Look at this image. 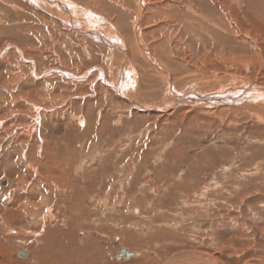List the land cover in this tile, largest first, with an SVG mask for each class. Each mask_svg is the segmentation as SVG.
<instances>
[{
    "label": "rangeland",
    "instance_id": "374dc122",
    "mask_svg": "<svg viewBox=\"0 0 264 264\" xmlns=\"http://www.w3.org/2000/svg\"><path fill=\"white\" fill-rule=\"evenodd\" d=\"M75 1L102 7L108 19L97 26L113 43L119 29L133 71L126 81L144 107L132 104L115 70L119 45L113 55L47 13L43 0H0V264H208L195 254L264 264V113L237 103L239 88L264 92L257 84L264 85V11L252 12V0H195L198 14L189 15L201 26L184 27L174 11L163 26L153 9L161 0H148L140 50L126 7L138 10L133 0L124 1L127 20L109 4ZM206 76H214L212 89H202L219 93L224 85L232 102L214 97L208 109L201 101L169 108V82L180 88ZM35 125L37 134L26 131ZM63 157L65 173L56 166ZM122 247L137 254L117 257ZM61 248L72 256L61 258Z\"/></svg>",
    "mask_w": 264,
    "mask_h": 264
},
{
    "label": "bare ground",
    "instance_id": "6f19581e",
    "mask_svg": "<svg viewBox=\"0 0 264 264\" xmlns=\"http://www.w3.org/2000/svg\"><path fill=\"white\" fill-rule=\"evenodd\" d=\"M99 2H101V4H109L110 6H111V8H112V10H114L115 12V14H116V12L118 13V14H121L120 16L122 17V15L126 18V20H127V18H128V13H130V11H132V13H134L133 15L135 16V24L134 25H136V26H134V27H136V29H137V27H139V30L137 29H135L134 28V30H133V27H132V32L134 33V37L133 38H135L136 40H137V42H138V46H140V50H143V46L145 45V41H144V37H145V34H144V29H145V27H144V25H145V21H144V15H143V13H142V10H145V12L147 11V7L148 6H150V4H152V3H150L149 4V2L147 3V1L148 0H133V2L135 3V4H137V5H139V8H138V10H131V8L129 7V5H127L126 3H124V1L125 0H110L111 2H108L109 0H98ZM121 1H123V2H121ZM127 1V0H126ZM175 2H173V0H161V1H158V2H155L154 4H155V6L153 7V9H157V11L159 12V13H161L162 14V20H159V21H161V23H160V25H165V23H169V22H171L172 20H171V17H169L170 15H172V12L171 11H174V13H175V15L177 14V19L175 18V20L176 21H179V24H181V25H185V26H189V25H196L197 27H199V26H201L200 24H198L197 22H194V19L193 18H195V17H191V15L192 16H194V14L196 15V13L197 12H195V11H197L198 10V8H195L194 7V3H195V0H188V1H186V3L184 4L183 2H180V0H178V1H176V0H174ZM211 1H214V0H211ZM217 1V0H216ZM262 0H252V2H255V3H250L249 5L251 6V8L253 9L252 10V12L253 11H255V10H258V11H264V5H263V1L261 2ZM127 2H129V1H127ZM210 2V1H209ZM218 2H220V4H222V2L221 1H218ZM244 2V1H243ZM43 3L44 4H42V5H44V6H46L47 8L45 9L46 11H47V13H50V14H52V15H54V16H56V17H58V18H60V19H62V21L63 22H65L68 26H71L75 31H77V32H79V33H81V34H84V35H87L89 38H90V36H91V39H94V40H97V41H100V42H102L103 44H105L106 46H108L113 52H112V54L113 55H116L115 53H116V45H119V47H120V51H119V53L121 54V58H118V60H117V62H119L115 67V70H116V72L119 70V72L121 73L122 72V74H123V79H124V81L126 82L125 83V88L127 89V94L129 95V97H130V99L129 100H131L132 101V104H135L137 107H141L142 105H140V103L138 102L139 101V99H142V98H144L143 97V95H141V93H139V91H138V89L136 90L135 89V84L134 85H128V82L126 81L127 79V73H126V71L128 70V67L126 66V62H127V60L129 59V52H128V48L127 47H129V45H127L126 46V44L123 42V40H121L122 38L120 37V32L117 30V31H113L114 33H111V35L112 36H115L116 37V39L114 40L115 42H117V40L119 39V43H113V37L112 38H110V37H107L108 35H107V33H108V30H106V29H104V28H102V27H100V26H97V24H100V23H103V22H105V21H107V19L108 18H106L103 14H101V9H100V5L98 6V5H84L83 3H81V2H77V1H75V0H43ZM132 3V2H131ZM134 3H133V5H134ZM246 3V2H245ZM13 4H15V5H17L16 3H13ZM75 4H77V5H75ZM127 5L126 7L130 10V11H125V9L123 8V5ZM223 5L225 6L224 8H226V5H227V3H226V1L223 3ZM94 7H97V9H94ZM102 8V7H101ZM104 8V7H103ZM133 9V8H132ZM142 9V10H141ZM182 9H184V10H186V12H182ZM44 10V11H45ZM3 20L4 21H6V16H7V8L6 7H3ZM104 11V10H103ZM154 11V10H153ZM228 11V10H227ZM18 12H21V9H19L18 10ZM23 13H25L24 11H22ZM112 12V11H111ZM147 13V12H146ZM184 14V15H183ZM189 14H191V15H189ZM198 14V13H197ZM227 14H229V13H227ZM17 15V14H16ZM23 15V14H22ZM22 15L20 14V16L22 17ZM32 15V14H31ZM30 15V16H31ZM39 15V14H38ZM117 15V14H116ZM25 16V15H24ZM23 16V17H24ZM34 16V15H33ZM36 16V15H35ZM108 16V15H107ZM110 16V15H109ZM157 16V15H156ZM224 16V15H223ZM226 16V15H225ZM259 16V15H258ZM20 17V18H21ZM158 17V16H157ZM174 17V16H173ZM202 17V16H201ZM6 18V19H5ZM17 18V17H16ZM27 18V17H26ZM134 18V17H133ZM224 19H225V17H223ZM228 18V17H227ZM230 18V17H229ZM257 18H259V17H257ZM23 19V18H22ZM28 19H29V17H28ZM153 19V18H152ZM159 19V18H158ZM196 19V18H195ZM125 20V21H126ZM146 20V19H145ZM149 20V19H148ZM154 20V19H153ZM109 21V20H108ZM124 21V20H123ZM129 21V20H128ZM131 21H133V20H131ZM196 21H197V19H196ZM232 21V20H231ZM36 22V21H35ZM43 22V21H42ZM157 22V21H156ZM34 22H32V24H33ZM107 23V22H106ZM202 23V22H201ZM113 24H115V23H112V25ZM118 24H120V23H118ZM189 24V25H188ZM203 24V23H202ZM6 25V24H5ZM36 25V24H35ZM35 25L33 26V27H35ZM104 25V24H103ZM107 25V24H106ZM148 25V24H147ZM108 26V25H107ZM116 25H114L113 27H115ZM119 26V25H118ZM121 26H122V24H121ZM133 26V25H132ZM176 26V28L178 27V25L176 24L175 25ZM184 26V27H185ZM22 27V26H21ZM39 27V26H38ZM120 27V26H119ZM128 27V26H127ZM147 27V26H146ZM26 28V27H25ZM107 28V27H106ZM30 29H31V27H30ZM114 29V28H113ZM196 29H198V28H196ZM124 30V29H123ZM182 30V29H181ZM186 30V29H185ZM35 31V30H34ZM125 31V30H124ZM126 33V32H125ZM138 33V34H137ZM167 33V32H166ZM183 33V32H182ZM186 33H188V32H186ZM128 34V33H127ZM126 34V35H127ZM131 34V33H130ZM140 34V35H139ZM143 34H144V36H143ZM173 34V33H172ZM180 34V33H179ZM192 34V33H191ZM105 35V36H104ZM107 35V36H106ZM110 35V34H109ZM125 35V34H124ZM167 35H169L168 33H167ZM171 35V34H170ZM178 35V34H177ZM176 35V36H177ZM186 35H188V34H186ZM153 36V35H152ZM163 36V35H162ZM168 37V36H167ZM175 37V36H174ZM173 37V38H174ZM40 39V38H39ZM55 39V38H54ZM128 39H130V38H128ZM166 39V38H165ZM177 40V39H176ZM128 41H130V40H128ZM147 41V40H146ZM126 42V41H125ZM127 43V42H126ZM116 44V45H115ZM19 47V46H18ZM116 47V48H115ZM15 48H17V47H15ZM133 48V47H132ZM145 49H147V48H145ZM13 50V49H12ZM118 50V49H117ZM139 50V51H140ZM157 50V49H156ZM20 52H22V53H24V52H26V50H23V49H20ZM147 53V52H146ZM149 53V52H148ZM3 54H5V53H3V52H1L0 53V55H2L1 56V58L3 57ZM20 54V53H19ZM142 55V54H141ZM31 56H33V55H31ZM147 56V55H146ZM114 57V56H113ZM143 57V56H142ZM148 57V56H147ZM162 57V56H161ZM149 58V57H148ZM168 58V57H167ZM120 59H121V61H120ZM31 60V59H30ZM138 60V59H137ZM159 61H160V59H159ZM165 61V60H164ZM156 63V62H155ZM172 63H174V62H172ZM32 64V63H31ZM34 64V63H33ZM157 64V63H156ZM187 64V63H186ZM35 65V64H34ZM171 65V64H170ZM185 65V64H184ZM190 66V65H189ZM165 67V66H164ZM35 68H37V67H35ZM130 68V67H129ZM36 70V69H35ZM129 72V74H132V69L130 68V70H128ZM3 72H5V71H3ZM53 72H55V70L53 71ZM180 73V72H179ZM51 74V73H50ZM86 74H87V72H86ZM98 74V73H97ZM115 74V73H114ZM119 74V73H118ZM36 75V74H35ZM99 75V74H98ZM179 75V74H178ZM70 76V75H69ZM73 76V75H72ZM75 76V75H74ZM83 76V75H82ZM97 76V75H96ZM116 76V75H115ZM133 76V75H132ZM95 77V76H94ZM170 77V76H169ZM180 77V76H179ZM212 77H214V76H206L205 78H203V79H199L198 81L197 80H190V82L188 83L187 82V84L185 85V83L183 82V83H181L180 82V86L182 87V89H181V87L179 88V86L178 87H176V85H174L176 88H178V91L177 90H175V88H174V86H173V84H172V86H173V88H172V86L171 85H169L171 82H169V84H167L166 86H167V90H168V92H171L172 94H173V97L174 96H176V98H178V100L177 101H173V97L169 94L168 96H169V101L172 103V105L171 106H169V108H180V107H183V106H186V105H189V106H192V104L193 103H196L197 105H196V107L199 105V104H201V105H203V107L205 108V109H208L209 108V106L211 107L212 105V103L213 102H208V101H210L212 98H216L215 100H217V101H225V100H228L229 102H232V93L231 92H233V91H229V89H227V87H223L224 85H221V89H223V91H221L220 92V90H219V93H216L214 90H209V91H206L205 89L206 88H208V87H210L211 89H212V87H211V85H210V81H211V78ZM73 78V77H72ZM120 78V77H119ZM175 78V77H174ZM216 78V77H215ZM78 79H79V77H78ZM82 79V78H81ZM122 79V80H123ZM180 79V78H179ZM226 79L228 80V81H241L242 83H240L241 85H247L246 83H245V81L243 82L242 80H235V79H231V78H229V77H226ZM169 80V79H168ZM171 80V79H170ZM181 80V79H180ZM134 81V80H133ZM178 82V81H177ZM124 83V82H123ZM168 83V82H167ZM231 83V82H230ZM119 84V83H118ZM176 84V83H175ZM259 86H260V88H261V91H263L264 90V85L263 84H261V83H257ZM233 86H232V88H233V90H234V84H232ZM137 86V85H136ZM188 87V88H187ZM202 87H204L203 89H202ZM231 88V89H232ZM255 89V88H254ZM180 90V91H179ZM184 90H187V91H184ZM188 90H191V91H193V93H194V91L195 90H197L198 92V95H196L195 97L193 96L192 98H189L188 96H190V94L188 95V96H184V94H182V92L184 91L185 92V95L186 94H188L189 93V91ZM235 90H236V87H235ZM239 91V93L241 94L240 96H241V98L239 99V101H238V99H237V101H235V102H237L238 104H241L242 106H244V105H246V106H248V103H251V106H253V107H255V105L256 104H258V105H261V108H260V110H262L263 111V113H264V92H262L263 94H256V91L255 90H253L252 91V89H251V93H249L250 91H248V89H245V88H241V90L242 91H240V88L238 89ZM200 91H202L203 93H201ZM212 91V92H211ZM167 92V91H166ZM166 92H164L165 93V96H166ZM200 92V93H199ZM209 92V93H208ZM159 93V92H158ZM162 93V92H161ZM160 93V94H161ZM163 93V94H164ZM178 93V94H177ZM175 94V95H174ZM246 94H248V95H246ZM122 95V94H121ZM159 96V95H158ZM163 96V95H162ZM161 96V97H162ZM204 96H205V98H204ZM142 97V98H141ZM154 97V96H153ZM156 97V96H155ZM161 97H159L160 99H161ZM188 97V98H187ZM218 97V98H217ZM231 97V98H230ZM234 97V96H233ZM158 98V97H157ZM196 98V99H195ZM230 98V99H229ZM149 99V98H148ZM225 99V100H224ZM152 100V99H151ZM145 101V100H144ZM160 101V100H159ZM165 101V99L163 98L162 100H161V102H164ZM198 101H201V103H198ZM244 102V103H243ZM219 103V102H218ZM243 103V104H242ZM191 104V105H190ZM215 104V103H214ZM213 104V105H214ZM232 105V104H231ZM162 106L163 105H161V106H156V109H161L162 108ZM239 106V105H238ZM142 107H144V106H142ZM146 107V106H145ZM149 107V106H148ZM195 107V106H194ZM202 107V108H203ZM167 108V107H166ZM185 108V107H184ZM200 108V107H199ZM217 108V107H216ZM250 108V107H249ZM143 109V108H142ZM145 109V108H144ZM153 109V108H152ZM259 109V108H258ZM161 110H165V109H161ZM189 109H187V111H188ZM160 111V110H159ZM184 111V110H183ZM218 111V110H217ZM209 112V111H208ZM38 114V113H37ZM258 114V113H257ZM45 115V114H44ZM211 115V114H210ZM221 115V114H220ZM33 116V115H32ZM7 120V119H6ZM27 120V119H26ZM192 120V119H191ZM39 122V121H38ZM193 122V121H192ZM40 123V122H39ZM1 126L3 127V126H5V122L4 121H2V124H1ZM40 127L41 126H39V125H35V127H33V128H31V129H26V131H28V132H30V133H32V135H34L35 133L37 134V132H39V130H40ZM6 130V129H5ZM6 131H8V130H6ZM24 132V131H23ZM35 132V133H34ZM20 136V135H19ZM31 139H33V138H31ZM37 140H38V142H39V139L38 138H36ZM28 142H30V141H28ZM26 144H27V142H26ZM28 144H30V143H28ZM70 144V143H69ZM37 145H39V144H37ZM11 147V146H10ZM71 149V148H70ZM72 150V149H71ZM58 153V152H57ZM70 153H72V152H70ZM50 155V154H49ZM69 155V154H68ZM53 156V155H52ZM60 156H61V154H60ZM64 156H67V155H64ZM58 157H59V154H58ZM77 157V156H76ZM60 158V157H59ZM65 158L66 157H63V158H61V159H58L57 160V163H54V164H57L56 166L62 171V173H65L67 170H66V167L64 168V166H66V160H65ZM67 158H70L69 159V161H70V163L71 162H76V160H75V155L73 154L72 156H70V157H67ZM78 158V157H77ZM55 159H53V161H54ZM83 160V159H82ZM51 163H53V162H51ZM77 163V162H76ZM80 163H82V161H80ZM29 165H31V163H28ZM44 164V163H43ZM72 164V163H71ZM53 165V164H52ZM69 166V165H68ZM56 167V168H57ZM53 168V167H52ZM51 169V168H50ZM81 172V171H80ZM50 173V172H49ZM60 173V172H59ZM61 173V174H62ZM69 173V172H68ZM60 174V175H61ZM82 174V173H81ZM80 174V175H81ZM50 175V174H49ZM65 175V174H64ZM63 177V176H62ZM91 178V177H90ZM101 178V177H100ZM69 180V179H68ZM68 183H69V181H67ZM105 183H107V180H106V182ZM67 184V183H66ZM65 184V185H66ZM73 184V183H72ZM120 184V183H119ZM64 185V186H65ZM109 185V184H108ZM113 185V184H112ZM207 186V185H206ZM60 187V186H59ZM64 188V187H63ZM81 190V189H80ZM203 190V189H202ZM221 190H223V189H221ZM220 190V191H221ZM227 191V190H226ZM190 194V193H189ZM84 196V195H83ZM75 197V196H74ZM114 197V196H113ZM192 197V196H191ZM79 198H81V197H79ZM108 198V197H107ZM110 198V197H109ZM177 198V197H176ZM187 200V199H186ZM228 200V199H227ZM199 202V201H198ZM222 202H224V201H222ZM59 203V202H58ZM244 203V202H243ZM213 205V204H212ZM35 207V206H34ZM74 207V206H73ZM197 207V206H196ZM55 208V207H54ZM133 208V207H132ZM83 209V208H82ZM230 209V208H229ZM228 209V210H229ZM46 210H47V208H46ZM18 211V210H17ZM20 211V210H19ZM75 211H77V210H75ZM160 211V210H159ZM51 212V211H50ZM61 212V211H60ZM78 212V211H77ZM226 212V211H225ZM6 213H8V214H10V215H12L13 214V211L12 212H10V210H7V212ZM84 213V212H83ZM44 215V214H43ZM78 215V214H77ZM207 215V214H206ZM7 217V216H6ZM55 217H56V215H55ZM83 218H85V217H83L82 216V219ZM11 219V218H10ZM243 219V218H242ZM179 221V220H178ZM11 223V222H10ZM240 223V222H239ZM7 224V223H6ZM12 224V223H11ZM63 224V223H62ZM177 225V224H176ZM61 226V225H60ZM170 226V225H169ZM169 228V227H168ZM179 228V227H178ZM171 229V228H170ZM49 230H51V229H49ZM89 230V229H88ZM61 231V230H60ZM186 231V230H185ZM49 232V231H48ZM56 233V234H55ZM55 233H54V235L56 236V235H60V232H58V231H55ZM59 233V234H58ZM66 233V232H65ZM68 233V232H67ZM70 233V232H69ZM72 234H73V232H71ZM88 233V232H87ZM28 234V233H27ZM26 234V235H27ZM49 234V233H48ZM67 235V234H66ZM161 235V234H160ZM25 236V235H24ZM69 238L67 239V242H65V244L68 246V250L70 249V248H73L72 247V242L70 241L71 239H72V236H70V234H68L67 235ZM73 236H74V234H73ZM76 236V235H75ZM91 236V235H90ZM22 237V236H21ZM61 238V237H60ZM64 240V239H63ZM74 240V239H73ZM65 241V240H64ZM77 241V240H76ZM80 243V242H79ZM82 243V242H81ZM203 243V242H202ZM55 244V243H54ZM63 245V244H62ZM91 245V244H90ZM108 245V244H107ZM64 246V245H63ZM126 248V247H125ZM127 249H129L128 247H127ZM56 250V249H55ZM62 250H65V248H61L59 251H60V253L58 254L61 258H63V259H67V257H71L72 256V253L70 254V252H69V254L67 255V254H64V253H61V252H63ZM79 250V249H78ZM130 250V249H129ZM58 251V250H57ZM72 251V250H71ZM76 251V250H75ZM130 251H133V250H130ZM133 252H135V251H133ZM137 252V251H136ZM135 252V253H136ZM199 253V252H198ZM137 254V253H136ZM191 254V253H190ZM195 255H197V256H195L196 257V259L197 258H200V259H203L205 262H207L208 264H221L220 262H218V261H213L212 259H210V258H207V257H205L204 255H198V254H195ZM53 259H54V257H52ZM60 258V259H61ZM77 259H78V256L76 257ZM85 259V258H84ZM176 259L177 260H181V261H184L186 258H184V259H182V257H180V256H176ZM55 260H58V259H55ZM74 260V259H73ZM76 260V259H75ZM88 260V259H87ZM57 262V261H56ZM78 262V261H77ZM93 262V261H92ZM94 262H96V261H94ZM58 263V262H57ZM63 263V262H62ZM79 263V262H78ZM90 263H91V261H90ZM174 263V262H173ZM41 264H44L43 262L41 263ZM54 264H56V263H54ZM65 264V263H64ZM195 264V263H194Z\"/></svg>",
    "mask_w": 264,
    "mask_h": 264
},
{
    "label": "water",
    "instance_id": "95a60500",
    "mask_svg": "<svg viewBox=\"0 0 264 264\" xmlns=\"http://www.w3.org/2000/svg\"><path fill=\"white\" fill-rule=\"evenodd\" d=\"M7 181H4L3 182V185H7ZM136 253L135 252H133V251H130L129 249H127V248H125V247H122V248H120V250L116 253V256L118 257V256H125L127 259H129V258H131V257H133L134 255H135ZM28 255V251L27 250H24V251H22L20 254H19V256L20 257H25V256H27Z\"/></svg>",
    "mask_w": 264,
    "mask_h": 264
}]
</instances>
